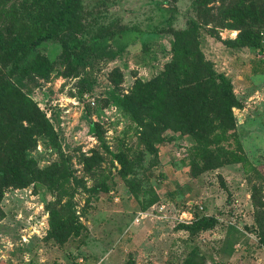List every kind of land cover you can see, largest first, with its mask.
<instances>
[{"label": "rangeland", "instance_id": "1", "mask_svg": "<svg viewBox=\"0 0 264 264\" xmlns=\"http://www.w3.org/2000/svg\"><path fill=\"white\" fill-rule=\"evenodd\" d=\"M43 1L47 0H0V29L8 38L26 34V17L40 11ZM238 4L245 10L250 1L79 0V24L72 30L66 54L72 63L63 56L59 42L48 43L44 52L55 69L37 85L26 81L24 91L53 123L72 175L91 186L79 158L99 150L94 123L104 126L113 152L123 146L134 155L145 152L144 134H136L120 103L136 81L150 80L167 69L173 32L197 20L203 52L232 82L239 104L234 108L238 132L263 180L250 183L240 165L192 180L183 163H188L193 141L176 135L175 142L158 145L160 164L150 175L168 207L163 213L151 209L136 222L142 212L138 201L120 177L119 164L105 155L102 168L111 178L112 191L91 202L72 182L56 191L34 185L6 191L0 216V264H183L194 248L208 264H264L260 241L264 225L257 213L260 207L264 212V54L232 45L248 20L236 22L222 12ZM8 63L0 60V87L9 79L16 81ZM91 70L95 86L81 91L79 83ZM32 156L41 168L59 157L45 141ZM49 208L66 212L70 226L79 230L78 236L73 230L63 246L47 240ZM196 213L216 217L219 224L192 241L176 228L193 215L192 223Z\"/></svg>", "mask_w": 264, "mask_h": 264}, {"label": "trees", "instance_id": "2", "mask_svg": "<svg viewBox=\"0 0 264 264\" xmlns=\"http://www.w3.org/2000/svg\"><path fill=\"white\" fill-rule=\"evenodd\" d=\"M244 1H250L249 8L243 10V5L238 4L222 12L236 22L248 20L231 43L264 54V0ZM78 11L79 0H47L43 1L40 11L26 17L29 29L26 34L8 38L0 29V60L9 62V72L16 77L15 83L9 79L0 87V216L4 195L10 188L26 189L34 185L56 191L72 182L87 195V202L101 194H109L111 178L102 168L105 155L119 164V175L129 193L136 198L141 211L148 212L163 202L150 177L160 164L158 145L175 142L176 135L188 136L193 141L188 150V163H183L192 180L233 165L242 167L250 183L263 180L238 132L234 108L239 104L232 82L225 74L217 72L215 64L203 52L201 24L197 20H190L187 28L173 32L172 60L167 69L150 80L136 81L120 103L136 134H144L146 151L134 155L123 146L124 149L121 147L113 152L105 138L104 126L94 123L99 150L92 151L91 155L83 153L79 158L92 185L89 186L88 180L73 176L53 123L24 91V86L26 81L37 85L38 79L46 80L54 71L52 60L44 52L48 43L59 42L64 49L63 56L72 63L66 54L70 52L72 30L79 24ZM92 70L80 81L81 91H90L95 86ZM42 141L59 155L55 163L45 168H41L32 156ZM49 213L51 228L47 240L63 246L71 239L73 230L79 235L78 228L70 226L72 219L66 212L49 208ZM257 213L260 214L259 223L264 225L263 208L257 209ZM218 224L216 217H202L196 213L192 223H181L176 230L187 232L190 240L195 241ZM260 238L264 246V231ZM183 264L208 263L194 248Z\"/></svg>", "mask_w": 264, "mask_h": 264}, {"label": "built area", "instance_id": "3", "mask_svg": "<svg viewBox=\"0 0 264 264\" xmlns=\"http://www.w3.org/2000/svg\"><path fill=\"white\" fill-rule=\"evenodd\" d=\"M167 204H166V202H162V203H159V204H157V205H155L153 208H152V210L154 211V209L155 210H157L158 212H160V213H163L166 209H167ZM148 213H149V211L148 212H141L139 215V217L136 219V222H139L140 221V219H141V217H143V216H146V215H148ZM193 220V215L189 218V221L190 222H187V221H185V220H182L183 222L182 223H185V224H189V223H191V221Z\"/></svg>", "mask_w": 264, "mask_h": 264}]
</instances>
